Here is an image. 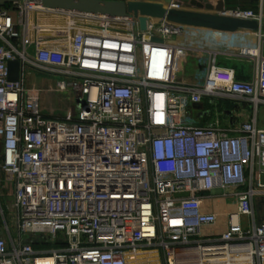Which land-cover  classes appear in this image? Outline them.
Segmentation results:
<instances>
[{
	"label": "built area",
	"instance_id": "obj_1",
	"mask_svg": "<svg viewBox=\"0 0 264 264\" xmlns=\"http://www.w3.org/2000/svg\"><path fill=\"white\" fill-rule=\"evenodd\" d=\"M66 13L39 1L0 7V170L14 191L11 210L0 206V264H128L150 251L162 264H264L253 208L264 129L255 115L229 128L196 117L207 100L231 102L228 117L240 103L264 107V33L224 34L231 55L255 62L246 82L191 27L148 18L141 31L133 17L79 13L70 36L40 24ZM223 15L264 23L241 8ZM190 54L199 68L187 85L177 74ZM36 74L74 97L75 117L42 113Z\"/></svg>",
	"mask_w": 264,
	"mask_h": 264
},
{
	"label": "water",
	"instance_id": "obj_2",
	"mask_svg": "<svg viewBox=\"0 0 264 264\" xmlns=\"http://www.w3.org/2000/svg\"><path fill=\"white\" fill-rule=\"evenodd\" d=\"M23 1H39L44 8L51 10L108 18L133 17L138 19L141 31L146 30L147 19L153 18L166 19L170 23L181 26L224 33H234L238 30L264 33V23L260 26L255 21L224 16L225 8L222 0H217L215 6L211 5L210 0H0V7ZM173 4L189 9L205 10L209 14L181 10L168 11ZM17 71L18 63L10 62L8 64L10 81L17 80ZM183 196L187 197L188 194Z\"/></svg>",
	"mask_w": 264,
	"mask_h": 264
},
{
	"label": "rangeland",
	"instance_id": "obj_3",
	"mask_svg": "<svg viewBox=\"0 0 264 264\" xmlns=\"http://www.w3.org/2000/svg\"><path fill=\"white\" fill-rule=\"evenodd\" d=\"M245 9L246 8H241ZM186 43L187 40L185 39ZM253 42V41H252ZM262 48L264 44L262 43ZM222 62L225 65L232 66L242 73L246 82H252L254 79V68L250 60L246 57H229L224 58ZM55 79L50 77H43L40 74H36L31 82L32 86L40 89L41 92V111L47 117H75L77 114V104L74 97L71 98L69 94H61L55 91ZM217 107L212 101L207 100L203 106V112H197L196 117L199 120L206 121L208 124H212L215 121H219L224 127L229 128L240 123L235 116H226L221 112L224 110L230 111L233 104L227 100H215ZM209 111V114H203ZM222 114V115H220ZM2 159V151L0 147V164ZM170 178V176L164 177ZM13 184L6 181L4 173L0 170V206L5 213H8V209L11 210L12 198H13ZM255 206L261 207V211L255 212ZM253 208L255 217L258 221L264 222V196L257 197L253 201ZM29 236H25L28 238ZM160 260L163 263V257L160 253Z\"/></svg>",
	"mask_w": 264,
	"mask_h": 264
},
{
	"label": "crops",
	"instance_id": "obj_4",
	"mask_svg": "<svg viewBox=\"0 0 264 264\" xmlns=\"http://www.w3.org/2000/svg\"><path fill=\"white\" fill-rule=\"evenodd\" d=\"M217 0H210L211 5L215 6V2ZM224 8L225 10H230V9H235V8H246V10H251L256 14H263L264 15V0H226L224 1ZM181 11H190V12H197V13H203V14H209L205 10H197L194 8H184L183 6L178 9ZM245 10V9H244ZM195 31H198V33L205 38L206 42V47L209 52L212 53L213 56L216 58L217 65L222 68H228L234 70L235 73V78L238 81H245V77L242 75L240 70L232 67L225 65L222 60L224 58H231V57H239V56H233L230 53V50L225 46V38H224V32L220 31H214L210 29H203V28H194ZM236 33L245 36V39L248 42H255V33H252L250 31H244V30H238ZM263 55H264V48H263ZM248 59V58H247ZM250 62L252 63V66L254 68V74H255V62L251 59ZM198 63L196 61L195 55L190 54L188 58L184 60L182 63V68L177 74V80L180 83L191 85L194 83L195 75L197 74L198 71ZM236 111H234V116L240 121L244 122L249 120L255 115V121H256V126L259 129H264V107H261L257 110V113L254 114V111L252 109V106L249 105L248 103H240L238 106L234 107ZM233 116V115H232ZM231 116V117H232ZM201 121L203 124L208 125V123L202 120ZM1 147V146H0ZM2 151V149H1ZM261 207L258 208V206H255V212L258 213ZM148 253H156L157 254V261L159 264H162V261L160 260V253L156 251H150ZM130 262V261H129ZM132 262V261H131ZM130 262V263H131ZM129 263V264H130ZM131 264H137V260L133 261ZM141 264V263H138ZM150 264V263H148Z\"/></svg>",
	"mask_w": 264,
	"mask_h": 264
},
{
	"label": "bare ground",
	"instance_id": "obj_5",
	"mask_svg": "<svg viewBox=\"0 0 264 264\" xmlns=\"http://www.w3.org/2000/svg\"><path fill=\"white\" fill-rule=\"evenodd\" d=\"M66 17H54L47 14H41L39 17L40 24L43 27H49L59 30V32H63V34L71 35L73 32L77 31L78 28L76 27V22L71 19V15L73 12L65 11ZM130 260V259H129ZM133 260H137V264H159L157 261V254L156 253H138L133 257ZM233 264H251L249 260H234ZM130 262L128 261V264ZM132 263V262H131ZM130 263V264H131Z\"/></svg>",
	"mask_w": 264,
	"mask_h": 264
},
{
	"label": "trees",
	"instance_id": "obj_6",
	"mask_svg": "<svg viewBox=\"0 0 264 264\" xmlns=\"http://www.w3.org/2000/svg\"><path fill=\"white\" fill-rule=\"evenodd\" d=\"M7 6H9V5H7ZM7 6H6V7H7Z\"/></svg>",
	"mask_w": 264,
	"mask_h": 264
}]
</instances>
